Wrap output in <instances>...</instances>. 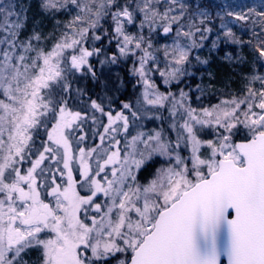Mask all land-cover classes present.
Masks as SVG:
<instances>
[{
	"label": "rangeland",
	"instance_id": "obj_1",
	"mask_svg": "<svg viewBox=\"0 0 264 264\" xmlns=\"http://www.w3.org/2000/svg\"><path fill=\"white\" fill-rule=\"evenodd\" d=\"M115 1L0 0V264H59L58 226L77 239L82 264H128L158 213L218 160L243 164L240 132H264V0H137L134 13L126 3L106 18ZM106 20L120 57L141 53L140 96L115 115L122 77L102 61L91 115L69 106L81 103L77 90L53 109L49 91L62 70L82 72L81 43ZM68 148L85 154L72 165L80 191L52 200V221L21 191L64 190Z\"/></svg>",
	"mask_w": 264,
	"mask_h": 264
},
{
	"label": "water",
	"instance_id": "obj_2",
	"mask_svg": "<svg viewBox=\"0 0 264 264\" xmlns=\"http://www.w3.org/2000/svg\"><path fill=\"white\" fill-rule=\"evenodd\" d=\"M162 210L128 264H264V133Z\"/></svg>",
	"mask_w": 264,
	"mask_h": 264
},
{
	"label": "trees",
	"instance_id": "obj_3",
	"mask_svg": "<svg viewBox=\"0 0 264 264\" xmlns=\"http://www.w3.org/2000/svg\"><path fill=\"white\" fill-rule=\"evenodd\" d=\"M139 2L140 1L137 0H125V1L116 0L112 6H108L107 8L104 9L103 12H105L106 18H109L110 16L112 17L113 14L114 15L118 14L119 13L118 11L122 10L121 8H123L124 5L127 3L130 6L131 12L134 13V8L135 9L138 8V5L140 4ZM117 17L118 16H116V18ZM1 18L2 15L0 14V20ZM106 22L107 20L104 21L100 29H99V24H95L93 29H96L95 31V34H97L96 37H94L93 33H88L85 42L81 43L85 51L89 53L87 61H84L85 64L83 66L80 65L82 66V72L77 73L73 69H71L70 72H66L65 70H62L58 82L49 91V95L52 96V101H53V104L50 105L51 107H54L53 109L56 108L59 109L64 104H69V102H74L77 97L74 94V92L75 90H77V92L80 94L79 98L81 99V103L78 104L77 106L75 104H69V106L77 109L80 112L82 111L83 116L91 115L90 106L93 104H97L98 101L97 99L101 94L100 91L101 87L98 78L101 76V73L103 71L102 61L103 63L108 61L109 63L108 65H111V67L112 66L115 67L120 73L119 75L122 77L121 78L122 86L120 89L122 93L120 92L118 101L113 105V113L115 115H117L122 110L121 105L119 103L120 100L132 102L136 100L137 97L140 96L139 89L141 85L138 83L139 82L138 75L143 65L142 63L143 59H141V53L137 52L135 55L132 54V55H127L126 57H120L119 56L120 54L118 53L117 50L118 47L117 45H119V42L116 41V39L111 36V34L113 33V28L109 27V25L106 27ZM99 36H101V38L96 39ZM80 61L77 62L76 64H80ZM159 67L161 68L165 67V69L167 68L165 64H160ZM159 67L157 68V70H155L156 73H159L158 71ZM217 70H220V68H217ZM217 73L220 72L218 71ZM218 76L219 79L224 81H226L229 77L227 73L221 75L218 74ZM229 78L232 79L233 76ZM62 100H67V103L60 104L59 102H61ZM99 107L101 108V106ZM46 129H48V126L46 128H43V131ZM239 136L240 137L243 136L241 140H245L244 133L240 132ZM41 138H45V136H42ZM59 147L61 148L63 153L67 152V148H65L66 146H59ZM68 150L70 151L69 148ZM76 153L77 155H79L78 158H80L83 162L85 154L84 153L81 154L82 151L79 150ZM48 154L50 155L51 153L45 152L46 157L49 156ZM81 155H84V157L83 156L80 157ZM75 158L77 159V156ZM77 179L79 182L81 180L80 176L77 177ZM24 194H25L24 190H22L21 195L23 196Z\"/></svg>",
	"mask_w": 264,
	"mask_h": 264
},
{
	"label": "flooded vegetation",
	"instance_id": "obj_4",
	"mask_svg": "<svg viewBox=\"0 0 264 264\" xmlns=\"http://www.w3.org/2000/svg\"><path fill=\"white\" fill-rule=\"evenodd\" d=\"M77 151L74 152V155L72 154V151L70 152V158L68 161V173L67 178L64 177V180L67 181L65 183V186H63L64 190L57 186V184L54 186L52 190H50V193H47L46 196L45 191H43L41 184L38 186L37 184L32 185L30 183H26L24 185V195L22 197L23 200H28V207L30 210L34 211L38 216H41L42 218H45L49 216L51 220H54V216H57L54 208L52 207V200H54L57 197H63L66 199L71 198L74 200L76 195L79 193V182H78V175L77 171L76 174L73 173L72 165H75V154ZM78 162H82L80 158H78ZM77 175V176H76ZM61 190V191H60ZM94 190V189H93ZM48 191V190H47ZM96 195V194H95ZM101 196V193L94 196L93 200H90L88 205L94 201L97 200ZM86 201L83 200V203L80 205L79 212L81 211V206L86 205ZM35 217V216H34ZM59 230L58 232H55L56 235H59L62 240V248L61 250H58V256L61 258L58 260L59 264H82V257H84V254L81 253L80 245H77V239L74 238L73 241L75 245L72 243L71 236L68 235L67 229H65L62 226H58ZM57 260V259H56Z\"/></svg>",
	"mask_w": 264,
	"mask_h": 264
}]
</instances>
